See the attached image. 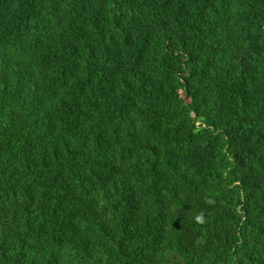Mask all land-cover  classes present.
<instances>
[{"label":"trees","instance_id":"1","mask_svg":"<svg viewBox=\"0 0 264 264\" xmlns=\"http://www.w3.org/2000/svg\"><path fill=\"white\" fill-rule=\"evenodd\" d=\"M0 264H264V0H0Z\"/></svg>","mask_w":264,"mask_h":264},{"label":"clouds","instance_id":"2","mask_svg":"<svg viewBox=\"0 0 264 264\" xmlns=\"http://www.w3.org/2000/svg\"><path fill=\"white\" fill-rule=\"evenodd\" d=\"M197 219H200L199 217H197Z\"/></svg>","mask_w":264,"mask_h":264}]
</instances>
